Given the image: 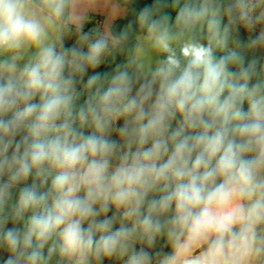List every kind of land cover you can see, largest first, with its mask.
I'll use <instances>...</instances> for the list:
<instances>
[{"label":"clouds","instance_id":"obj_1","mask_svg":"<svg viewBox=\"0 0 264 264\" xmlns=\"http://www.w3.org/2000/svg\"><path fill=\"white\" fill-rule=\"evenodd\" d=\"M80 3L0 0V264H264V0H154L110 72Z\"/></svg>","mask_w":264,"mask_h":264},{"label":"crops","instance_id":"obj_2","mask_svg":"<svg viewBox=\"0 0 264 264\" xmlns=\"http://www.w3.org/2000/svg\"><path fill=\"white\" fill-rule=\"evenodd\" d=\"M77 14L80 16L81 22L85 25L84 31H89V29L93 28L99 29L100 31H108L117 20L126 16L127 9L118 4L115 0H95L94 3H90V0H81L80 6L77 9ZM74 39V36L71 39H66V46H71ZM140 40H143L145 46L149 48L148 54L143 57L145 65H154L158 59L162 58V53L150 48L149 42L146 40V35H137L135 38V44ZM134 54L135 50L132 55ZM159 247L163 248L164 251H167L163 242H161ZM5 256L6 253L0 252V257ZM105 264H120V262L115 260L111 262L105 261Z\"/></svg>","mask_w":264,"mask_h":264},{"label":"trees","instance_id":"obj_3","mask_svg":"<svg viewBox=\"0 0 264 264\" xmlns=\"http://www.w3.org/2000/svg\"><path fill=\"white\" fill-rule=\"evenodd\" d=\"M118 4L126 7L127 14L124 18L117 20L112 26H111V32L112 33H119L123 31L127 25L131 24L132 27L129 29L130 35L129 40L127 44L124 46V51L120 52L117 51L114 58H110V60L102 66L98 71H108L110 72L116 64L124 62L126 56L132 55L134 51V44H135V38L137 35L146 33L140 29L136 24V17L138 13L146 6L151 5L154 0H115ZM168 7L165 9H162V11H166L168 14L171 15L173 21L175 19L176 10L171 7L172 0H167ZM184 3V0H180V4L182 5ZM201 36L206 38V32L201 33ZM259 54V53H258ZM164 54H162L163 57Z\"/></svg>","mask_w":264,"mask_h":264}]
</instances>
